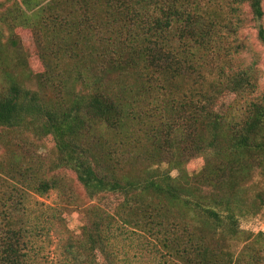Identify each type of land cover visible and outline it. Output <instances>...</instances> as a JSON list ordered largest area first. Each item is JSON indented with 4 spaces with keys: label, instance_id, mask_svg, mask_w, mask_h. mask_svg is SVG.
Masks as SVG:
<instances>
[{
    "label": "trees",
    "instance_id": "1",
    "mask_svg": "<svg viewBox=\"0 0 264 264\" xmlns=\"http://www.w3.org/2000/svg\"><path fill=\"white\" fill-rule=\"evenodd\" d=\"M263 18L264 0H0V51L30 29L40 61L22 60L35 89L9 68L0 79V264H44L32 248L52 232L56 264H264V231L242 230L244 194H205L184 167L224 142L209 183L264 176V90L239 40L253 23L264 44ZM80 205L83 238L67 224Z\"/></svg>",
    "mask_w": 264,
    "mask_h": 264
},
{
    "label": "rangeland",
    "instance_id": "2",
    "mask_svg": "<svg viewBox=\"0 0 264 264\" xmlns=\"http://www.w3.org/2000/svg\"><path fill=\"white\" fill-rule=\"evenodd\" d=\"M245 10L248 11L249 7L245 6ZM250 15V14H249ZM264 26V18L261 21ZM4 34V39L7 40V29ZM16 32L20 36V46L17 51H13V48L0 51V79H2V71L9 68L20 82H23L25 86L35 89L37 88L36 82L33 78L27 77V70L25 64L28 62L30 68L40 70V61L38 58V49L35 45L30 29L17 28ZM240 41L245 42L242 53V66H252L257 69L258 84L262 90H264V44L259 40L258 27L249 23L240 31ZM236 41L235 44H238ZM23 61H27L22 64ZM233 95H228L225 103H230L233 99ZM54 141L51 138H45L43 141L40 155L45 161H50L54 152ZM226 152L225 143H221L218 147H212L211 150H207L204 153H195L192 156H186L184 167L186 169V175L196 187L199 188L205 194H215V192H225L229 190L234 195L244 194L246 203L241 205L240 208L246 212L242 219V230L245 234L249 232L264 231V176L260 173L258 167H255L251 172L247 174H238L235 179L226 180L220 186H215L209 183V177H211L210 171L215 165L220 164L224 160ZM140 163L142 161H139ZM173 167V166H172ZM171 168L169 163H163L162 165H153V169H159L166 171ZM172 174H179V170L176 166L172 169ZM75 177L74 173H71ZM76 187L80 193L83 203H88L89 198L86 195L83 187L80 183H76ZM35 198V199H34ZM32 212L28 214L31 219H37L41 211L50 205H54L57 200L55 192H50L44 197L34 196ZM71 211L67 214V224L73 234L77 238H83V231L90 225L89 216L86 212V207L80 205L78 207L72 206ZM35 210V211H34ZM37 216V218H35ZM18 218V217H16ZM23 219L25 217H19ZM18 218V221L20 219ZM16 221V220H15ZM18 224V223H17ZM59 241L58 236L52 232L51 239H37L36 247L32 250L36 251L37 261L44 264H56L59 261L57 243ZM244 239L232 240L229 245L233 252L238 253L244 245Z\"/></svg>",
    "mask_w": 264,
    "mask_h": 264
}]
</instances>
